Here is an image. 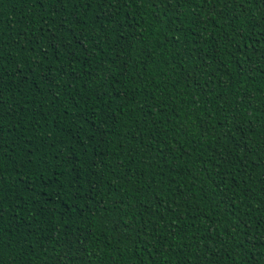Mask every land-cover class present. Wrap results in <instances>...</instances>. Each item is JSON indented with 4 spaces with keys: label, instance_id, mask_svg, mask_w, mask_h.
<instances>
[{
    "label": "trees",
    "instance_id": "obj_1",
    "mask_svg": "<svg viewBox=\"0 0 264 264\" xmlns=\"http://www.w3.org/2000/svg\"><path fill=\"white\" fill-rule=\"evenodd\" d=\"M0 94V264H264V0H0Z\"/></svg>",
    "mask_w": 264,
    "mask_h": 264
},
{
    "label": "snow or ice",
    "instance_id": "obj_2",
    "mask_svg": "<svg viewBox=\"0 0 264 264\" xmlns=\"http://www.w3.org/2000/svg\"><path fill=\"white\" fill-rule=\"evenodd\" d=\"M102 6V5H101ZM0 95H2V94H0ZM0 101H2V100H0Z\"/></svg>",
    "mask_w": 264,
    "mask_h": 264
}]
</instances>
